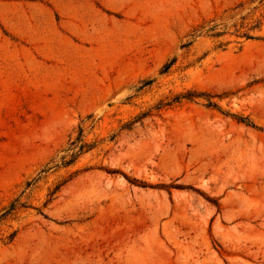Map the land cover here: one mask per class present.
<instances>
[{
	"label": "rangeland",
	"instance_id": "374dc122",
	"mask_svg": "<svg viewBox=\"0 0 264 264\" xmlns=\"http://www.w3.org/2000/svg\"><path fill=\"white\" fill-rule=\"evenodd\" d=\"M0 264H264V0H0Z\"/></svg>",
	"mask_w": 264,
	"mask_h": 264
}]
</instances>
